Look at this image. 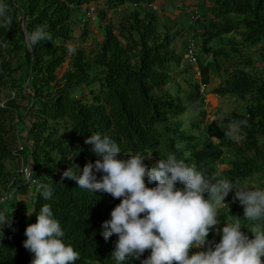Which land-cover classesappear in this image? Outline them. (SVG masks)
I'll return each instance as SVG.
<instances>
[{
	"label": "trees",
	"instance_id": "obj_1",
	"mask_svg": "<svg viewBox=\"0 0 264 264\" xmlns=\"http://www.w3.org/2000/svg\"><path fill=\"white\" fill-rule=\"evenodd\" d=\"M101 1L107 9H125L115 27L103 29L105 40L97 45L89 62L83 47L70 48L68 43H85L89 28L83 22L84 7ZM156 1L0 0L9 6L12 17L10 26L0 21V91L5 87L17 91V97L4 105L0 94V188L3 192L8 188L16 171L7 164L19 165L21 158L34 171L37 186L47 183L54 187L50 200L45 201L38 188L33 196L19 199L16 194L3 205L10 207L6 211L2 207L0 214L12 217V223L0 228V264H31L33 254L23 247L24 233L29 224L36 223L44 203L60 222L63 242L80 254L74 264H117L111 255L118 237L105 241L101 226L111 219L120 200L81 189L75 181L54 183L71 166L70 158L77 151L75 163L81 169L90 161L95 163L98 157L84 142L95 132L111 137L123 157L140 153L149 167L175 154L206 175L227 178L237 187L246 188L254 177H264V79L253 73L257 64H264V0H213L212 17L198 33L206 57L198 58L201 79L193 82L189 107L197 110L194 93L203 106L201 87L210 84L212 74L220 83L210 93L231 97L243 107L208 123L199 135L184 129L182 118L188 106L166 89L176 74L190 72L181 69V57L171 50L175 36L161 27L157 11L126 6ZM99 14L106 16L104 11ZM82 23L83 32L76 39ZM37 26H46L51 39L29 45L24 29L31 32ZM253 52L258 59L253 58ZM12 57L20 59L16 67L11 65ZM66 62L69 69L60 77ZM95 70L101 75H91ZM15 118L23 124L27 120L23 151L18 150L22 134ZM242 120L246 125L229 135L230 124ZM191 122L193 129H199L200 122ZM218 164L227 167L219 170ZM96 175L99 178L101 173ZM145 182L147 185V178ZM233 196L229 193L218 210V225L222 229L237 216L242 231L251 236L252 226H264V219H244L243 206L238 201L232 203ZM33 197L29 207L25 201ZM207 239L219 243L221 237L213 230ZM147 257L146 251L122 264H141Z\"/></svg>",
	"mask_w": 264,
	"mask_h": 264
},
{
	"label": "clouds",
	"instance_id": "obj_2",
	"mask_svg": "<svg viewBox=\"0 0 264 264\" xmlns=\"http://www.w3.org/2000/svg\"><path fill=\"white\" fill-rule=\"evenodd\" d=\"M194 7L200 10L192 5L190 15ZM200 12L196 25L202 19ZM0 21L12 24L10 8L4 3H0ZM45 28L37 26L31 32L25 28L26 42L35 45L50 40L51 34ZM246 123L242 120L231 124L229 135ZM84 142L92 146L90 151L98 159L81 169L75 163L77 151L70 158L71 166L54 183L75 181L81 189L120 200L110 213L111 219L101 226L105 241L113 235L118 237L111 255L117 264L139 258L149 250L150 255L141 264H264V226L254 224L250 236L242 231L237 216L222 229L217 222L218 210L226 204L229 193H234L232 203L238 201L243 206L244 219H264V189L241 188L227 178L208 176L175 154L158 159L149 167L140 153L123 157L118 144L107 134L92 133ZM96 173H101L99 178ZM145 178L147 185L155 186L148 187ZM38 187L45 201L52 198V184L41 183ZM11 223L12 217L0 214V228ZM213 230L221 236L219 243L207 239ZM24 235L23 247L33 254L31 264H74L80 259V254L63 242L65 233L48 203L40 207L36 223L29 224Z\"/></svg>",
	"mask_w": 264,
	"mask_h": 264
},
{
	"label": "rangeland",
	"instance_id": "obj_3",
	"mask_svg": "<svg viewBox=\"0 0 264 264\" xmlns=\"http://www.w3.org/2000/svg\"><path fill=\"white\" fill-rule=\"evenodd\" d=\"M163 1V0H160ZM167 1V0H164ZM190 2V6L197 5L200 10L202 11V19L197 23L194 29H187L185 26H188L187 22L189 20V17L186 16V11L184 9L189 8V6L185 7L183 4V0H175L176 3L174 8L177 5V11L178 13L176 15H169L170 17L165 18V10L162 9V12L159 13L161 17V27L170 30L173 35L175 36L172 45L171 50L174 52L176 56L181 57V69H189L190 72L187 74H176L173 81L170 83L169 86L166 87V89L170 90L171 93L175 94V96H178L180 98V101L183 102V104L188 106V110L186 112V115L182 118L184 121V129L187 131H192L193 134L199 135L203 131L204 127L212 122L215 119L221 120L223 117H226L227 115L233 113L238 108L243 107V103H240L236 100H234L231 97H219L218 95L211 94L210 92L218 87L220 83V79L211 75V82L210 84L205 87V96L204 98V104L203 106L198 103L197 110L194 111L189 107V99L188 94L192 92L195 88L193 86V82L200 83L201 77L197 74H195L198 70L197 65H189L188 60L186 58L187 56V49L188 46L192 43H195L198 47V50L200 51V58L203 60L206 56H204L201 48V39L198 37V33H201L202 26L208 23L210 20L209 18L212 17L211 9L214 6L213 0H188ZM159 4V2H158ZM129 9H131L130 5H126ZM159 6V5H158ZM183 7V8H182ZM106 5L101 4L99 11H104L105 17L101 18L100 14H98L94 19L86 22L88 24V35L86 37L85 43H79L76 40H73L68 43V46L70 48L74 46H81L85 50L87 59L89 62H91L92 57L95 53H97V45H100L105 40V33L103 29L107 26L115 27L117 23L121 20V15L123 12H116L115 9H105ZM105 9V10H103ZM160 9V8H159ZM176 9V8H175ZM124 11V10H123ZM211 16V17H210ZM172 17V18H171ZM165 18V19H164ZM83 23L79 27V31L77 32L76 39H79L83 32ZM77 42V43H76ZM81 44V45H80ZM253 58L256 60L259 58L258 54L256 52L252 53ZM20 62V59L17 57H12L11 59V65L13 67H16L18 63ZM69 69V63L66 62L63 66V70L60 72V77H62L65 72ZM257 72L256 75L259 77H262L264 79V64L259 63L256 65V69L253 71ZM98 74L101 75L99 70L91 71V75ZM20 74H18V77ZM202 89V87H201ZM12 93H15V97H13ZM2 100L5 102H8L11 99H14L17 97V91L11 90L9 87H5L0 91ZM213 95L217 99H211L210 96ZM18 102L22 103V105L26 106L27 102H22L21 100H17ZM191 121L200 122L199 129H193V125ZM14 123L19 126L18 130L22 134L21 142L23 143L25 139L23 137L27 136V133L24 129L23 122H19L17 118H15ZM231 125V124H230ZM20 143V141L18 142ZM24 144V143H23ZM19 145V144H18ZM8 169L14 170L15 168H19L16 163H8L7 164ZM226 165L218 164L217 168L219 170L225 169ZM246 188L249 189H264V177H254L251 181L246 183ZM3 190L0 188V195ZM28 190L26 188H21L19 191L17 198L23 199L24 197H28L29 193H27ZM30 196V195H29ZM33 200L30 202L24 201L28 204L29 207L33 206ZM29 200V199H27ZM10 205L4 206L3 211L8 210ZM230 223V222H227ZM219 227V225H218ZM221 237L220 235H218ZM147 255H150V250L147 251Z\"/></svg>",
	"mask_w": 264,
	"mask_h": 264
},
{
	"label": "built area",
	"instance_id": "obj_4",
	"mask_svg": "<svg viewBox=\"0 0 264 264\" xmlns=\"http://www.w3.org/2000/svg\"><path fill=\"white\" fill-rule=\"evenodd\" d=\"M101 4H103V2L101 1L100 3H92L86 7H84V12H83V22H88L92 19H94V17H96L100 11L99 8L101 6ZM131 7L133 8H142V9H146V8H151L154 11H158L159 8L157 6L156 3H152L150 5H138V4H134ZM125 8L120 7L115 9L116 12H123ZM201 18V12L197 7H194L191 10V15L190 18L188 20V26H195L196 22ZM6 45L3 44V47H5ZM200 56V51L198 50V47L195 43H192L188 46L187 49V60L189 65H197L198 64V58ZM197 75H199L201 77V73L199 70H197L196 72ZM205 86H202L201 89V93L205 94ZM13 97H15V93H12ZM5 104V101H3V105ZM24 143V144H23ZM19 143L18 146V150L19 151H23V147L26 144V140L24 142ZM19 168L16 169L15 173L12 176V179L8 185V188L1 193L0 195V210L2 209L3 205L5 203H7L8 201L12 200L14 198V196L17 194V192L19 191L20 188H26L28 190L27 193L29 194H34L37 190H38V186H37V181L34 177V171L32 170V168L30 166H26L24 164V159L21 158L20 163L18 165ZM249 238H252L249 236Z\"/></svg>",
	"mask_w": 264,
	"mask_h": 264
},
{
	"label": "crops",
	"instance_id": "obj_5",
	"mask_svg": "<svg viewBox=\"0 0 264 264\" xmlns=\"http://www.w3.org/2000/svg\"><path fill=\"white\" fill-rule=\"evenodd\" d=\"M174 1L175 0H167V1L157 0V4L159 2L158 5H159V8H160V13L162 12V9L165 10V14H166L165 18L170 17L169 15L173 16V15H176L178 13L177 5L175 7L176 9L174 8V6L176 4ZM183 4H184L185 7L189 6V8L184 9V11H186V16L188 17V15H190V13H189V10H190V7H191L190 6V2L188 0H183Z\"/></svg>",
	"mask_w": 264,
	"mask_h": 264
},
{
	"label": "water",
	"instance_id": "obj_6",
	"mask_svg": "<svg viewBox=\"0 0 264 264\" xmlns=\"http://www.w3.org/2000/svg\"><path fill=\"white\" fill-rule=\"evenodd\" d=\"M24 31H25V29H24ZM193 101H194V106L197 107L198 102H197V94L196 93H194V95H193Z\"/></svg>",
	"mask_w": 264,
	"mask_h": 264
}]
</instances>
